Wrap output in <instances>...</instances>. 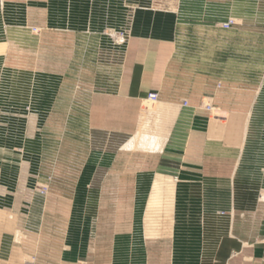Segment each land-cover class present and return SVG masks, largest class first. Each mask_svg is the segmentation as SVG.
Segmentation results:
<instances>
[{"label":"crops","instance_id":"1","mask_svg":"<svg viewBox=\"0 0 264 264\" xmlns=\"http://www.w3.org/2000/svg\"><path fill=\"white\" fill-rule=\"evenodd\" d=\"M178 17L138 7L123 53L99 60L96 39L87 61L34 62L48 71L36 77L35 108L47 112V78L52 127L68 139L57 144L67 148L58 178L72 181L34 232L19 226L20 246L2 226L0 264H264V73L253 86L250 75H220L218 33L178 42ZM150 92L174 109L162 149L127 152ZM156 210L166 229L146 235Z\"/></svg>","mask_w":264,"mask_h":264},{"label":"rangeland","instance_id":"2","mask_svg":"<svg viewBox=\"0 0 264 264\" xmlns=\"http://www.w3.org/2000/svg\"><path fill=\"white\" fill-rule=\"evenodd\" d=\"M144 6L177 12L178 42L182 39L184 43L187 38V43L195 44L201 37L209 39L211 31L218 33V51L214 55L228 61L220 75L224 71L233 73L236 79L250 75L253 86L255 78L264 73V0H0V48L6 45L7 50L0 56V238L2 226H10L7 232L12 235L14 247L20 246L21 240L15 239L16 231L21 232L19 226L26 223V230L34 232V223L47 214V210L40 209L44 204L56 203L54 193L64 191L72 181L58 178V171L67 169L66 163L55 162V158L67 148L57 144L68 139L65 130L52 127L57 121L51 120L48 109L51 87L55 85L47 78L43 77L46 83H42L43 99H39L45 107L43 112H47L35 108L36 97H41L36 89L37 75H48V71L40 73L34 62L68 58L72 62L87 61L96 39L98 44L96 41L92 52L99 60L108 58L112 50L123 53L131 15ZM203 11L209 12L202 17ZM230 20L232 25L223 28ZM83 31L90 32V37ZM67 32L75 36L71 34L69 39ZM92 35L96 37L92 39ZM164 116L156 122L155 116L150 119L159 142L167 134L166 123L171 121H163ZM138 139L137 130L124 149L149 152L141 146L134 150L127 147ZM153 214L156 225L146 226V235L156 236L166 227L162 225V212L156 210ZM147 218L151 221L150 216Z\"/></svg>","mask_w":264,"mask_h":264},{"label":"bare ground","instance_id":"3","mask_svg":"<svg viewBox=\"0 0 264 264\" xmlns=\"http://www.w3.org/2000/svg\"><path fill=\"white\" fill-rule=\"evenodd\" d=\"M152 115L155 116L154 121H158V119L160 120L162 115H165L163 117V121L168 122L174 115L173 106L168 103L159 102L158 97L155 100H150L147 97L141 109V114L139 115L141 117L138 127V136L140 139L137 141L132 140L128 143L127 147L134 150L140 149L139 146H141L143 148L142 150H148L149 152H158L162 149V140L161 142L158 141L160 138H158V135H156V132L151 127L152 125L150 119ZM148 137L149 141L145 139Z\"/></svg>","mask_w":264,"mask_h":264},{"label":"built area","instance_id":"4","mask_svg":"<svg viewBox=\"0 0 264 264\" xmlns=\"http://www.w3.org/2000/svg\"><path fill=\"white\" fill-rule=\"evenodd\" d=\"M232 25V20H230V21H228V22H225L224 24H223V28H225V29H227V28H229L230 26ZM157 93H155V92H151V93H149L148 95H147V97H148V99H150V100H155L156 98H157ZM184 104H185V102H184ZM80 264H86L85 262H81Z\"/></svg>","mask_w":264,"mask_h":264}]
</instances>
